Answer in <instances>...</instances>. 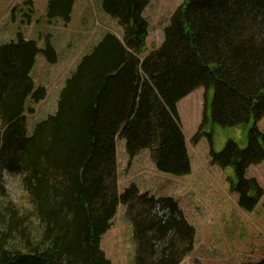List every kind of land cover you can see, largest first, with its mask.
Masks as SVG:
<instances>
[{"label": "trees", "instance_id": "16d2710c", "mask_svg": "<svg viewBox=\"0 0 264 264\" xmlns=\"http://www.w3.org/2000/svg\"><path fill=\"white\" fill-rule=\"evenodd\" d=\"M75 1L49 0V18L70 22ZM149 3L101 0L122 38L107 32L82 58L57 112L33 134L26 107L47 92L36 89L32 71L39 53L51 63L57 53L21 34L0 44V264H111L100 245L121 203L134 228L136 264H180L194 249V227L171 197L142 194L135 184L119 193L117 141L125 140L130 158L148 149L159 171L190 174L177 104L201 87L205 112L193 142L207 137L213 164L233 169L229 183L241 208L252 211L264 195L247 177L250 165L264 161L256 126L264 117V0H183L163 43L145 55ZM218 127L247 129V145L229 139L216 151ZM4 172L21 176L29 207L11 199Z\"/></svg>", "mask_w": 264, "mask_h": 264}, {"label": "rangeland", "instance_id": "374dc122", "mask_svg": "<svg viewBox=\"0 0 264 264\" xmlns=\"http://www.w3.org/2000/svg\"><path fill=\"white\" fill-rule=\"evenodd\" d=\"M48 3L49 0H0V44L16 42L21 34L25 39L35 40L40 49L50 44L58 56L56 63H51L43 53L36 58L32 77L36 89L45 87L47 95L37 104H27L29 134H33L38 123L57 112L60 93L82 58L107 32L124 34L117 20L104 12L101 0H76L68 23L61 18L50 19ZM182 3L183 0H150L144 12L149 21L145 55L163 43L165 28ZM205 95V88L201 87L177 104L191 161L190 174L176 176L159 171L150 150L130 158L125 140L119 139V192L136 183L141 193L173 197L179 203L196 232L194 250L180 264H242L264 260V195L252 211L241 208L239 194L232 191L229 183L233 169L213 164L212 146L207 137L193 142L203 120ZM29 106L34 108L33 112L28 111ZM253 125L252 122L250 126ZM256 126L264 133V117ZM247 137L248 130L243 127H218L214 149L221 151L229 139L244 147ZM247 177L255 178L264 189V161L250 165ZM3 180L11 199L21 208L29 207L21 176L4 172ZM126 212V206L121 203L111 229L101 239L100 246L111 264H136L134 228Z\"/></svg>", "mask_w": 264, "mask_h": 264}]
</instances>
